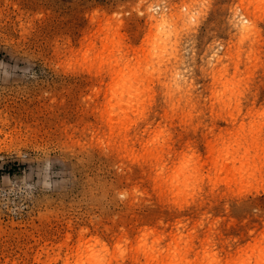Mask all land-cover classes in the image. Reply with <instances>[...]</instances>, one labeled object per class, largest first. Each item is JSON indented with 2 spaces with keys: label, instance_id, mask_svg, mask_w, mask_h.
Returning a JSON list of instances; mask_svg holds the SVG:
<instances>
[{
  "label": "rangeland",
  "instance_id": "374dc122",
  "mask_svg": "<svg viewBox=\"0 0 264 264\" xmlns=\"http://www.w3.org/2000/svg\"><path fill=\"white\" fill-rule=\"evenodd\" d=\"M0 264H264V0H0Z\"/></svg>",
  "mask_w": 264,
  "mask_h": 264
},
{
  "label": "bare ground",
  "instance_id": "6f19581e",
  "mask_svg": "<svg viewBox=\"0 0 264 264\" xmlns=\"http://www.w3.org/2000/svg\"><path fill=\"white\" fill-rule=\"evenodd\" d=\"M156 5V4H155ZM154 5V6H155ZM159 5V4H158ZM157 5V6H158ZM160 6H158V8H159ZM183 7H184V5H183ZM157 7H155V12L157 11L156 9H158ZM162 8V7H161ZM153 10H154V8H153V6L152 5H149L148 7H147V11H146V13H147V16H148V25H149V37H152V36H155L156 37V39H155V44L156 45H166L167 43H169L170 42V40H171V38H172V31H170L169 29H166V23L168 22V19L171 17V16H175V17H177V18H183L184 16H185V14L184 13H182L181 11H183V10H178V11H175L173 14L171 13H166L167 12V10H166V12H163V10H165V9H161V13H160V11H159V13H158V11H157V13H154L153 12ZM160 10V9H159ZM186 10H189L188 8L186 9ZM171 12V11H170ZM169 15V16H168ZM244 20V19H243ZM240 21V20H239ZM242 21V20H241ZM245 21V20H244ZM237 24V26L235 27V29H236V31L238 32V33H248L250 30H251V28L248 26V25H246V24H243L242 22H237L236 23ZM115 67H116V65H113L112 67H110V71H113L114 69H115ZM175 68L176 67H174L173 69L175 70ZM181 75V74H180ZM181 78V76H179V72L178 71H172V74L169 76V78H165V79H163V80H161L160 81V83H161V86H162V88H165L166 89V92H165V96L167 97L165 100H169V102H172L173 100L172 99H174V100H177L176 98H178L177 96H176V92L177 93H179V96L181 97H183L185 94H187V92L189 91H186V90H182V87L184 86L183 84H182V80L180 81V78ZM183 81H185V78H184V80ZM186 81H187V79H186ZM183 83H185V82H183ZM186 85H187V82L185 83ZM164 89V90H165ZM184 89H185V87H184ZM190 93V92H189ZM189 95V94H188ZM174 96L176 97V98H174ZM191 96H192V94H191ZM141 97H142V95L140 94V93H137V94H135V96L134 97H132V99L130 100V108H131V105H132V103H134V104H140V101H141ZM179 97V98H180ZM178 98V99H179ZM183 98H188V97H183ZM189 99V98H188ZM182 100V99H181ZM177 101H179V100H177ZM167 102V101H166ZM173 102H175V101H173ZM179 102H181V101H179ZM177 103L178 105L179 104H181V103ZM175 103V104H176ZM168 104H173V103H168ZM167 103H166V105H168ZM223 105V104H222ZM222 105H220V110H223L222 108H224L225 110H226V107H228V106H226V105H224L223 107H221ZM228 105V104H227ZM176 106V105H175ZM175 106H172V107H175ZM179 106H181V105H179ZM178 106V107H179ZM170 107H171V105H170ZM178 107H176V108H178ZM230 108V107H229ZM181 109V108H180ZM175 110V109H174ZM238 110V109H237ZM123 117L124 116H126V114L125 113H123V115H122ZM147 121V120H146ZM149 122V121H148ZM144 123V122H143ZM142 124V123H141ZM152 123L150 122V124L148 123V126H150ZM140 125V124H139ZM144 126V128L146 127L145 125H143ZM142 128V127H141ZM145 129H148V128H145ZM169 159H170V157L168 158V159H166V161H169ZM172 159H173V157H172ZM172 159H171V161H169V162H172ZM154 162H155V164H157V165H161V163H162V161L164 160L163 158H162V156L161 155H155V157H154ZM168 163V162H167ZM167 163L165 164V165H163L161 168H160V171H159V173L158 174H155L156 175V177L157 178H159V177H161V175H163L164 173H165V171H166V169H167ZM255 174L256 173H250V174H248L247 175V177L248 178H253L254 179V176H255ZM242 178H243V176H242ZM162 182V181H161ZM160 187H164V186H160Z\"/></svg>",
  "mask_w": 264,
  "mask_h": 264
}]
</instances>
